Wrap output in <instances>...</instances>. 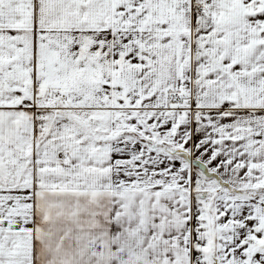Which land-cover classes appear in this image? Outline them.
<instances>
[{"label":"snow or ice","instance_id":"1","mask_svg":"<svg viewBox=\"0 0 264 264\" xmlns=\"http://www.w3.org/2000/svg\"><path fill=\"white\" fill-rule=\"evenodd\" d=\"M0 264H264V0H0Z\"/></svg>","mask_w":264,"mask_h":264}]
</instances>
